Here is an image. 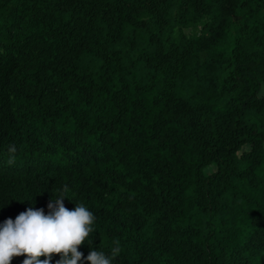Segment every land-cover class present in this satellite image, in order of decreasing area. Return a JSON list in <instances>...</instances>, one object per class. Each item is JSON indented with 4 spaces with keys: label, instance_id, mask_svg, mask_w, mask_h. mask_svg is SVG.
<instances>
[{
    "label": "trees",
    "instance_id": "obj_1",
    "mask_svg": "<svg viewBox=\"0 0 264 264\" xmlns=\"http://www.w3.org/2000/svg\"><path fill=\"white\" fill-rule=\"evenodd\" d=\"M65 187L85 262L264 264V0H0V225Z\"/></svg>",
    "mask_w": 264,
    "mask_h": 264
},
{
    "label": "clouds",
    "instance_id": "obj_2",
    "mask_svg": "<svg viewBox=\"0 0 264 264\" xmlns=\"http://www.w3.org/2000/svg\"><path fill=\"white\" fill-rule=\"evenodd\" d=\"M65 187L60 195L48 204L49 213L28 208L15 220L7 219L0 225V264H11L17 257H25L23 264H112L119 247L111 249V255L91 250L86 258L79 248L93 233L94 215L83 204H75L69 210L63 201Z\"/></svg>",
    "mask_w": 264,
    "mask_h": 264
},
{
    "label": "rangeland",
    "instance_id": "obj_3",
    "mask_svg": "<svg viewBox=\"0 0 264 264\" xmlns=\"http://www.w3.org/2000/svg\"><path fill=\"white\" fill-rule=\"evenodd\" d=\"M196 31H198V30H196ZM194 31L192 30V29H187L186 30V33L187 34H191V33H193ZM215 172V167L214 166H210L209 168H207L206 169V173L208 174V175H210V174H212V173H214Z\"/></svg>",
    "mask_w": 264,
    "mask_h": 264
}]
</instances>
